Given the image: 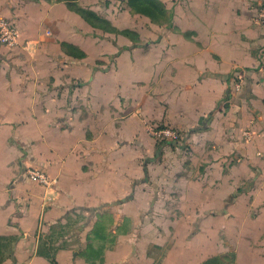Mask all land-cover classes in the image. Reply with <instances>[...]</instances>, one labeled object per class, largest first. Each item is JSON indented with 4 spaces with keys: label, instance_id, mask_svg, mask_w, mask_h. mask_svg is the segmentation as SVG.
I'll return each instance as SVG.
<instances>
[{
    "label": "crops",
    "instance_id": "obj_1",
    "mask_svg": "<svg viewBox=\"0 0 264 264\" xmlns=\"http://www.w3.org/2000/svg\"><path fill=\"white\" fill-rule=\"evenodd\" d=\"M159 1L168 26L121 8L133 43L63 1L0 0L19 33L0 56V264H264V0Z\"/></svg>",
    "mask_w": 264,
    "mask_h": 264
},
{
    "label": "rangeland",
    "instance_id": "obj_2",
    "mask_svg": "<svg viewBox=\"0 0 264 264\" xmlns=\"http://www.w3.org/2000/svg\"><path fill=\"white\" fill-rule=\"evenodd\" d=\"M50 1H56V0H50ZM76 4H78L80 7H85L87 8V10L91 9L89 7V5L85 4V2L82 0L81 1V4L78 3V1H75ZM100 5V8H101V13L98 14L100 17H96L94 18V21L99 24L100 26H103L105 27L106 29H111V28H117L118 30H124L125 26H124V22H127L128 21V15H127V18L123 17L122 16V12H121V8L123 9H128V12L130 13V16H131V20L133 22H135L138 26H140L141 24L145 23L144 25L148 26V27H161L162 25H167V15H164L162 12H161V7L159 4L157 3H154V2H147L148 5V11L151 12L154 17H149L143 13H140L138 11H135L134 9L131 10L130 6L126 3V0H102L101 2H99ZM126 5V6H123V5ZM110 8L114 13V18L112 19H109L105 16H103L104 14H107V12H105V8ZM126 7V8H125ZM96 13V12H95ZM0 17H7V18H10L12 19L10 16L8 15H5V14H2L0 12ZM114 19V20H113ZM116 20V22L118 23H114ZM152 23V24H150ZM127 30H129L130 32L127 34V38L129 40H131L133 43H139L141 40H140V34H139V31L132 28H126ZM105 32V31H104ZM107 33V35H115L116 33H113V32H105ZM103 35V34H102ZM6 46L0 44V56L1 55H5L6 53ZM8 66L7 65H1V70L0 72L3 73L7 70Z\"/></svg>",
    "mask_w": 264,
    "mask_h": 264
},
{
    "label": "built area",
    "instance_id": "obj_3",
    "mask_svg": "<svg viewBox=\"0 0 264 264\" xmlns=\"http://www.w3.org/2000/svg\"><path fill=\"white\" fill-rule=\"evenodd\" d=\"M257 19L259 22H262L263 12H260L257 15ZM19 33L17 29V25L14 20L7 17H0V44L6 47H14L18 44ZM242 84L241 77L233 78L232 85L234 90L240 89ZM149 134L157 139V140H167V141H179L180 134L179 132L168 126H159V125H149L148 126ZM247 135V132H245ZM25 174L26 176L34 180L41 185H49L52 179L49 177L48 173L43 169L34 166H25Z\"/></svg>",
    "mask_w": 264,
    "mask_h": 264
},
{
    "label": "trees",
    "instance_id": "obj_4",
    "mask_svg": "<svg viewBox=\"0 0 264 264\" xmlns=\"http://www.w3.org/2000/svg\"><path fill=\"white\" fill-rule=\"evenodd\" d=\"M50 1V0H47ZM56 1H63L66 3V5L68 6V8L74 12H76L80 17H82L86 22H88L92 27L94 28H98L101 29L103 32H113L116 34H121L124 36H127V34L130 32L129 30H127L126 28L123 30H118L117 28H111V29H106L103 26H100L99 24H97L94 21V18L96 17H100L97 13H95L94 10L89 9L87 10V8L85 7H80L78 4L75 3V1L77 0H56ZM154 2L160 5L161 7V12L164 15H167V21L168 23H170V15L167 14L166 9L164 8V5L162 4V2H160L159 0H126V3L130 6L131 10L134 9L135 11H138L140 13H143L149 17H154V15L148 11V5L147 2ZM62 45L64 46L66 52L72 56L75 57H82L84 56V53L81 52L80 50H78V48H76L75 46L69 44V43H62ZM1 252V250H0Z\"/></svg>",
    "mask_w": 264,
    "mask_h": 264
}]
</instances>
